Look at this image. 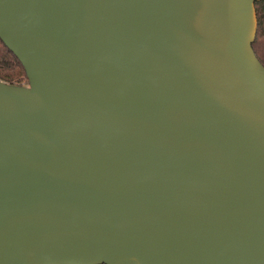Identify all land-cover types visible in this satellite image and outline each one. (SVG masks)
<instances>
[{
  "label": "water",
  "instance_id": "obj_1",
  "mask_svg": "<svg viewBox=\"0 0 264 264\" xmlns=\"http://www.w3.org/2000/svg\"><path fill=\"white\" fill-rule=\"evenodd\" d=\"M264 0H0V264H264Z\"/></svg>",
  "mask_w": 264,
  "mask_h": 264
},
{
  "label": "trees",
  "instance_id": "obj_2",
  "mask_svg": "<svg viewBox=\"0 0 264 264\" xmlns=\"http://www.w3.org/2000/svg\"><path fill=\"white\" fill-rule=\"evenodd\" d=\"M262 2H254L256 30L251 44L252 51L264 67V17L261 14ZM0 81L12 84H27L23 69L13 54L0 41Z\"/></svg>",
  "mask_w": 264,
  "mask_h": 264
},
{
  "label": "rangeland",
  "instance_id": "obj_3",
  "mask_svg": "<svg viewBox=\"0 0 264 264\" xmlns=\"http://www.w3.org/2000/svg\"><path fill=\"white\" fill-rule=\"evenodd\" d=\"M20 84H21V85H24V83H23V82H21Z\"/></svg>",
  "mask_w": 264,
  "mask_h": 264
}]
</instances>
